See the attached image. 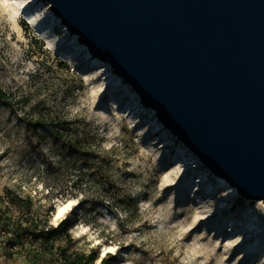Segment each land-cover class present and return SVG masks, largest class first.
Masks as SVG:
<instances>
[{"label":"rangeland","instance_id":"374dc122","mask_svg":"<svg viewBox=\"0 0 264 264\" xmlns=\"http://www.w3.org/2000/svg\"><path fill=\"white\" fill-rule=\"evenodd\" d=\"M19 1L0 0V88L10 97L0 106V193L33 208L17 220L0 199V231L12 234L0 264H42L13 239L62 223L56 246L95 250L97 264H264L263 201L235 193L159 130L156 112L48 2L19 11Z\"/></svg>","mask_w":264,"mask_h":264},{"label":"water","instance_id":"95a60500","mask_svg":"<svg viewBox=\"0 0 264 264\" xmlns=\"http://www.w3.org/2000/svg\"><path fill=\"white\" fill-rule=\"evenodd\" d=\"M238 194L264 203V0H43Z\"/></svg>","mask_w":264,"mask_h":264},{"label":"trees","instance_id":"16d2710c","mask_svg":"<svg viewBox=\"0 0 264 264\" xmlns=\"http://www.w3.org/2000/svg\"><path fill=\"white\" fill-rule=\"evenodd\" d=\"M9 94L0 88V106L9 101ZM4 198L10 209L13 210L17 220L27 222V216L31 213L33 202L30 198L24 199L13 191L0 193V199ZM68 224L62 223L58 227H25L17 233L12 246L19 245L22 248L30 247L31 260L42 264H97L100 256L94 250L92 253L71 252L66 245H57L64 240ZM55 260V262H53ZM103 260L101 264H106Z\"/></svg>","mask_w":264,"mask_h":264},{"label":"bare ground","instance_id":"6f19581e","mask_svg":"<svg viewBox=\"0 0 264 264\" xmlns=\"http://www.w3.org/2000/svg\"><path fill=\"white\" fill-rule=\"evenodd\" d=\"M28 4H29V1H27V0H20L19 3H18V10L19 11L24 10L25 8L28 7ZM14 12L17 13L18 11L15 10ZM33 17H35V15ZM32 22L33 21L30 19L29 20V23H32ZM120 80H122V78H120ZM150 123H152V122H150ZM159 127H160L159 130H163V129L166 130L165 127H164V125H162V124ZM219 178H221V177H219ZM221 182L224 184V182H226V181H225V179L221 178ZM234 192L237 193L236 190H234ZM63 212H64V209H61L59 215H61Z\"/></svg>","mask_w":264,"mask_h":264},{"label":"built area","instance_id":"2783aa9c","mask_svg":"<svg viewBox=\"0 0 264 264\" xmlns=\"http://www.w3.org/2000/svg\"><path fill=\"white\" fill-rule=\"evenodd\" d=\"M12 238V234L7 232V233H2L0 231V249L6 246V240H10ZM15 248V246L12 247V249Z\"/></svg>","mask_w":264,"mask_h":264}]
</instances>
